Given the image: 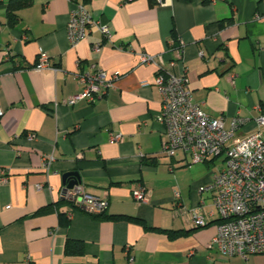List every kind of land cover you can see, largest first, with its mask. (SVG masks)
I'll return each mask as SVG.
<instances>
[{"label": "crops", "instance_id": "1", "mask_svg": "<svg viewBox=\"0 0 264 264\" xmlns=\"http://www.w3.org/2000/svg\"><path fill=\"white\" fill-rule=\"evenodd\" d=\"M74 1L110 36L92 26L71 46ZM8 2L0 0V264H129V257L131 264H264V254L226 257L209 247L215 214L193 227V212L212 210L201 188L216 171L195 176L201 163L162 153L156 66L139 61L141 53L160 56L203 111L222 116L225 127L239 116L235 136L247 135L256 129L255 106L264 110V0H32L13 26ZM39 51L49 67H34ZM92 65L116 75L111 87L92 102H68L81 89L76 73ZM72 171L87 193L107 200L105 215L189 232L169 238L137 222L92 216L67 199L57 203ZM137 187L147 190L145 201L133 199ZM67 238L82 243L80 254L64 253Z\"/></svg>", "mask_w": 264, "mask_h": 264}, {"label": "built area", "instance_id": "2", "mask_svg": "<svg viewBox=\"0 0 264 264\" xmlns=\"http://www.w3.org/2000/svg\"><path fill=\"white\" fill-rule=\"evenodd\" d=\"M154 1L158 4L164 2ZM92 26L104 37L111 34L107 24L99 23L81 2L74 1L66 28L71 46L84 38ZM172 51L175 58L179 59L181 44L178 42ZM139 61L156 66L153 85L161 95L158 121L163 127L162 153L172 157L180 151L188 156V164L212 162L222 156V167L201 188L209 192L212 210L201 208L193 212V227L204 226L215 214L218 223L209 247H214L226 257L246 258L251 254H264V110L255 106L258 111L253 118L256 129L237 137L235 130L242 124V118L232 117L230 125L225 127L222 116L208 115L203 111L202 104L193 99L182 75H173L163 70L160 56L141 53ZM49 66L46 53L39 51L34 67L39 69ZM115 77V74L108 77L96 65L79 70L75 78L81 89L70 96L68 102L77 99L92 102L105 94ZM111 138L119 141L121 135L113 134ZM62 193L65 199L83 208L88 214H100L107 208L105 198L87 193L80 183L63 188ZM131 195L135 201L141 202L146 200L148 192L144 187H137ZM174 197L178 198V192L175 191ZM127 260L131 264V257Z\"/></svg>", "mask_w": 264, "mask_h": 264}, {"label": "trees", "instance_id": "3", "mask_svg": "<svg viewBox=\"0 0 264 264\" xmlns=\"http://www.w3.org/2000/svg\"><path fill=\"white\" fill-rule=\"evenodd\" d=\"M85 2H87L88 0H83ZM32 0H9L7 6H6V23L9 26H13L18 17L16 14V11L29 6L31 4ZM171 49H174L175 47L178 46V42L176 43L175 40V35L174 32H172L171 34ZM62 202H68L66 199H61L60 201H58L57 203H62ZM49 207H51L50 205L42 207L40 209H38L36 211V213H42L45 212L46 210H49ZM60 215V223L62 225H67V217H65L62 214ZM92 216L95 217H99V218H107V219H111V220H119V219H123V220H127V221H133V222H137L140 223L141 225H143V227L145 229L148 230H154V231H158V232H163L165 233L169 238H174L176 236L179 235H183L187 232H189V230H167V229H161V228H157V227H152L147 225L142 219L135 217V216H130V215H125V214H115V215H105L104 212L100 213V214H91ZM82 252V243L80 241L77 240H71V239H66L65 244H64V253L67 255L70 254H80Z\"/></svg>", "mask_w": 264, "mask_h": 264}, {"label": "rangeland", "instance_id": "4", "mask_svg": "<svg viewBox=\"0 0 264 264\" xmlns=\"http://www.w3.org/2000/svg\"><path fill=\"white\" fill-rule=\"evenodd\" d=\"M221 157L222 156H218V158L216 160H213L212 162L199 164V168L193 170V174H195V176L202 175L203 173L213 174V172L217 171L219 168L222 167V163L220 161ZM192 166L196 168L195 164H192Z\"/></svg>", "mask_w": 264, "mask_h": 264}, {"label": "water", "instance_id": "5", "mask_svg": "<svg viewBox=\"0 0 264 264\" xmlns=\"http://www.w3.org/2000/svg\"><path fill=\"white\" fill-rule=\"evenodd\" d=\"M67 176H73L75 178L71 179L70 181H68L67 185L64 188H70L72 185L78 183V174L77 172H67L66 174H64L63 177H67Z\"/></svg>", "mask_w": 264, "mask_h": 264}, {"label": "clouds", "instance_id": "6", "mask_svg": "<svg viewBox=\"0 0 264 264\" xmlns=\"http://www.w3.org/2000/svg\"><path fill=\"white\" fill-rule=\"evenodd\" d=\"M244 149L242 148L241 151H243Z\"/></svg>", "mask_w": 264, "mask_h": 264}]
</instances>
